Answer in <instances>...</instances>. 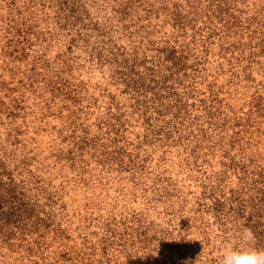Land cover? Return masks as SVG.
<instances>
[{
	"label": "trees",
	"instance_id": "1",
	"mask_svg": "<svg viewBox=\"0 0 264 264\" xmlns=\"http://www.w3.org/2000/svg\"><path fill=\"white\" fill-rule=\"evenodd\" d=\"M245 228L264 249V0H0V246L219 264Z\"/></svg>",
	"mask_w": 264,
	"mask_h": 264
},
{
	"label": "clouds",
	"instance_id": "2",
	"mask_svg": "<svg viewBox=\"0 0 264 264\" xmlns=\"http://www.w3.org/2000/svg\"><path fill=\"white\" fill-rule=\"evenodd\" d=\"M241 239L249 246L245 248L225 247L222 250L219 264H264V249L252 246L255 236L251 229L245 228Z\"/></svg>",
	"mask_w": 264,
	"mask_h": 264
},
{
	"label": "rangeland",
	"instance_id": "3",
	"mask_svg": "<svg viewBox=\"0 0 264 264\" xmlns=\"http://www.w3.org/2000/svg\"><path fill=\"white\" fill-rule=\"evenodd\" d=\"M116 187L117 188L118 187L119 188H123V189H119V190L115 189V192L116 191L120 192V193H122L123 195H126V196L130 195L129 197L135 195V194L131 195V191L130 192L126 191L127 190V186L122 184V183L117 184ZM84 196H85V193H84V195L82 197H84ZM73 215L77 216V213H74ZM85 215L92 216V215H94V212L91 209H86L85 208ZM90 228H95V226H93V227L89 226V227L85 228V234L88 233V230ZM194 234H196V232H192L191 234H189V237L192 238ZM214 250H216V249H214ZM216 251L218 253H220L219 250H216ZM0 256H2V257H0V264H33V261H32L31 257L27 258L26 256H24L21 253V251L18 248H14L12 246H9L7 248L5 246H0Z\"/></svg>",
	"mask_w": 264,
	"mask_h": 264
}]
</instances>
